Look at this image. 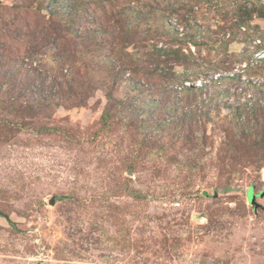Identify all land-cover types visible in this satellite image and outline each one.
<instances>
[{
	"label": "rangeland",
	"instance_id": "374dc122",
	"mask_svg": "<svg viewBox=\"0 0 264 264\" xmlns=\"http://www.w3.org/2000/svg\"><path fill=\"white\" fill-rule=\"evenodd\" d=\"M119 1L133 11L130 29L139 25L140 33L124 38L111 32L106 39L114 45L92 48L101 65L123 51L128 68L152 70L154 47L172 48L166 38L156 42L154 31L177 20L161 21L149 12L171 1L188 5V20L176 30L199 40L200 82L230 69L228 75H238L247 62L264 57V47L255 46L264 36L257 13L241 28L251 35L248 43L239 32L228 50L213 44L222 38L219 25L233 24L237 0ZM111 2L115 7L109 0L89 8L100 14ZM66 9L61 0H0V264H264V161L256 163L254 151L221 147L227 138L220 123L185 115V102L174 94L161 88L140 93L142 72L135 77L125 71L121 82L104 69L84 76L91 60L73 59L70 44L85 28L79 24L76 35L56 28ZM176 71L185 74L180 81L194 77ZM257 71L253 82L259 86L240 101L220 97L202 111H216L218 104L226 115L251 100L249 107L260 105L264 114V70ZM148 77L173 87L171 79ZM62 82L67 88L79 83L83 94L61 95ZM219 86L201 98L245 88L226 81ZM262 124L252 141L264 136ZM189 132L194 143L187 141Z\"/></svg>",
	"mask_w": 264,
	"mask_h": 264
},
{
	"label": "trees",
	"instance_id": "16d2710c",
	"mask_svg": "<svg viewBox=\"0 0 264 264\" xmlns=\"http://www.w3.org/2000/svg\"><path fill=\"white\" fill-rule=\"evenodd\" d=\"M61 1L65 2V4L67 5L66 17H64L65 21L63 23H59L56 26L57 30H60L61 34L67 33L70 35H76L78 30L77 26L79 24H82L85 28V35H78V37H76L74 40L72 39L70 44L73 49V51H70L74 56L73 59L77 60L79 58H82V60H85V58H87L88 60H91V63L89 61V63H87L83 68L85 70L84 76L86 75V73L88 75L90 73L94 74L95 72L97 73L104 69L108 77H113V79H117L121 82L123 79H120V77L124 75L125 71H131L135 74V77L139 76V73L137 72H142L141 76L145 80L140 81L141 78L139 79V81L137 80V86L140 88V93H145L149 91L150 88H155V90H160L161 88L162 92L165 94H174L177 99L181 98V100L185 102V105H183V108L186 110L185 115L196 114L202 116L203 119H206L209 122L214 121L215 118L217 120L216 124L220 123L217 128L220 130V132L225 133L227 138L225 139L224 144H222L221 147L226 146L225 148H228L229 152L232 153L239 150V154L254 151V157L257 160L256 163L264 161V136H262L261 138L259 137L260 139H258L257 141L251 140L252 136L261 135L259 125L262 123L263 124L261 125V127L264 125L263 108L260 105H257L258 108L255 109L254 107H249V103H252L251 100H245L243 104H241V106L236 107L232 111V113L230 112L226 115L220 114L222 108H219L218 106L220 105L218 104L215 107L216 111H212L210 108L205 109V111H202V108L208 106V103L210 101H219L220 97L234 96L236 100L240 101L241 98H243L246 94V91L250 90L254 86H259L257 85V83L253 82V79L256 78L255 76L259 75V71H257V69L260 68V70H264V57L260 59H254L252 62H247L246 65L238 73V75H228L227 73L229 71L231 72L230 69L229 71H221V74L217 78L212 79V81L209 83H202V81L200 82L198 79L199 71L197 65H201L202 60H199L196 57V54L201 52L199 40L196 38V34L194 32L189 31L182 37H179L180 33L176 30V27H180V24L185 23V21L188 20L186 17V14H188V5H186L185 3H178V1H171L168 2L167 6L163 7L162 10H156L155 8H152L149 12V15L154 14L156 15V18L161 21H165L167 19H174L178 22H176V24L172 26L170 25V21H166L165 26L155 29L154 40H156V42H160L163 38H166L165 43L169 46H172V48L154 47L151 53L155 54L156 56L153 59L155 67L152 70L146 72L145 68H142L139 71H135L134 69L132 70L131 68H128L129 66H127L125 62H122V58L124 57L123 51H118V53L116 54L114 53V57H112V62L104 60L102 61L103 64L101 65L99 63H96L95 60H93L94 56L91 55V53L93 52L92 48H95L97 50L100 48H104L106 45L109 44L110 47L114 45V43L109 42L106 39V37H112V34H110L111 32H115L117 35L123 37L128 36V33H133L134 37L139 36V25H136L135 27L132 25V28L130 29L131 23H129V20L131 19V13H133V11L127 9V7H124V3L120 2L119 0H115L116 6L113 8L112 6L115 4L112 3L114 2L108 4L109 9H102L103 11L101 10L102 12L100 14H97L94 12V10H91L89 8V4L93 2V4L101 5V3L109 2V0ZM237 2L238 5L235 6L236 9H234L231 14L232 19L230 21L233 24H231L227 29L226 27H222L219 25L218 29L220 30L219 33L222 34V38L213 41V44H224L226 50H228L230 46L228 41L230 40L231 43L234 42V39L237 37V34H239V32L240 34H243L245 36L244 40L248 43V39L251 35L248 33L247 29L241 31V28L249 27L248 20L253 19L255 13H257L258 16H261L264 19V4H261L258 1H252L251 3H248L249 1L243 2L241 0H237ZM141 15V12L138 11L136 16ZM148 20L149 18L147 17V19H145L144 15L143 21L148 22ZM228 33L230 34V37L228 40H225L226 34ZM262 42H264V36H259L258 43L255 44L256 49L264 47V44H262ZM56 44L60 46L62 45V42ZM191 45L194 46V51L192 50ZM114 50L115 49H113L112 51ZM247 52L249 51H245L241 56H245ZM161 62L167 65L165 70L160 68L159 65ZM218 66H220L219 63L215 64V67ZM213 67L214 65H212V68ZM176 68H183L185 69V73L187 71L190 73L191 76L194 77H192V79H190L189 81H180L179 78H185V74H178ZM148 76H158L162 79L166 78L167 80L171 79L173 87H162L163 83H160L159 86L156 80H152ZM245 77L246 79H242ZM224 81L228 83L233 82L234 85L237 82L244 83L245 88L242 89L241 93H238V87L236 88V91H232L233 88L232 90L231 88H221L223 90L217 91L215 95H211L210 100H208L207 98H201L204 96L203 93L205 89L213 86L220 87L219 84L221 85L222 83H224ZM81 82L83 83V80H81L80 83ZM159 82H161L160 79ZM186 82L190 83V85H186ZM65 84V82H62L60 84L61 90H59L58 93L64 95L66 93L64 90H68L69 93H72L69 99H77L78 96H80L84 92V90L82 91V87L79 83L73 84L68 88L67 84L66 86ZM260 86L262 87V85ZM79 91H81V94ZM192 95H194V98L192 97ZM196 95L200 96V101H196ZM156 96V94H153L154 98ZM168 103L169 101H167L166 104ZM193 105H199L200 109L198 107L196 109H193ZM172 107L175 110H178L180 108L176 107L175 105ZM259 108L262 109L260 110ZM244 115H247V118ZM171 124L174 127H177L176 122H172ZM195 140L196 138L193 137V134L191 132H189L187 135V141H189L190 143H194Z\"/></svg>",
	"mask_w": 264,
	"mask_h": 264
},
{
	"label": "water",
	"instance_id": "95a60500",
	"mask_svg": "<svg viewBox=\"0 0 264 264\" xmlns=\"http://www.w3.org/2000/svg\"><path fill=\"white\" fill-rule=\"evenodd\" d=\"M264 195V191L260 194V196H263ZM55 199L52 200L51 204L54 205L55 204Z\"/></svg>",
	"mask_w": 264,
	"mask_h": 264
}]
</instances>
